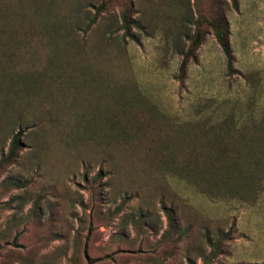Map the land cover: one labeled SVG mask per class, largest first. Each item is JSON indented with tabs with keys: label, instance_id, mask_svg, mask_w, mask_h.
Masks as SVG:
<instances>
[{
	"label": "rangeland",
	"instance_id": "rangeland-1",
	"mask_svg": "<svg viewBox=\"0 0 264 264\" xmlns=\"http://www.w3.org/2000/svg\"><path fill=\"white\" fill-rule=\"evenodd\" d=\"M161 1L3 0L15 14L11 21L19 45L8 42L3 47L0 83L13 71H39L46 65L45 42L52 39L61 45L65 58L69 54L72 61L71 55L78 54L97 70H113L126 53L140 92L174 122L197 118L211 123L232 111L240 127L264 116V0H241L240 10L246 16L242 20L246 22L237 21L239 17L231 22L236 71L226 74L222 63L213 60L212 69L209 63L205 68L191 67L181 87L173 79L178 56H165L161 22L154 23L156 18L149 21L153 31L148 36L144 30L132 28L134 40L123 38L120 28L121 12H128L134 23L145 27L152 15L145 6ZM46 10L49 13H44ZM227 16L230 20L231 10L226 11ZM44 24L54 31L44 33ZM30 56L34 60L31 63ZM49 67L56 71L55 63ZM198 78L211 83L205 92L198 90ZM113 80L109 96L117 101L116 107L94 93L87 104L83 95L82 101H74V89L69 119L68 91L64 94L66 102L61 101L66 103L64 117L58 100L51 111L48 102L39 101L56 98L52 84L42 89L39 99L35 93L0 92V264H264V188L253 204H247L225 195L203 196L177 174L157 168L159 165L132 172L126 165L129 159L106 157L101 149L67 148L66 153L58 139L64 125L63 137L67 140L72 133L75 140L71 138L70 143L74 145L90 117L93 125L112 124V133L118 136L131 134L137 146L126 153L130 157L155 163L156 158L159 164L186 161L188 166L197 164L202 170H194L205 176L206 172L222 173L226 168L225 152L215 149L200 151L192 158L186 152L182 155L183 148L176 139V144L168 147L171 151L165 150L160 123L134 127L132 116L120 103L125 88L116 76ZM204 99L210 104L197 113L194 107ZM43 106L47 110L44 114ZM113 110L117 111L115 117ZM17 133L20 147L8 159L10 140ZM166 208L171 210L176 230H167ZM226 232L229 238L234 235L233 240L216 245L219 234ZM243 242L250 248L261 246L263 259L255 263L247 258L239 260L234 250Z\"/></svg>",
	"mask_w": 264,
	"mask_h": 264
},
{
	"label": "trees",
	"instance_id": "trees-1",
	"mask_svg": "<svg viewBox=\"0 0 264 264\" xmlns=\"http://www.w3.org/2000/svg\"><path fill=\"white\" fill-rule=\"evenodd\" d=\"M223 5L226 9H223ZM146 8L150 9L152 15L150 16L149 14L145 27L134 23L133 18L129 17L128 12H121L120 28L123 31V38L134 40V36L132 35V28L134 27L140 31L144 30V34L148 36L153 31L149 28V21L156 18L153 21L154 23L158 24L161 22L164 25L161 27L162 37L164 39L171 38L174 41V48L181 56L178 65V74L181 77L188 62L194 59L197 47L207 32L210 31L222 53L225 63V73L234 72L232 69L233 56L228 41L225 12L229 9L236 10L237 0H191V2L190 0H162L161 4L147 5L145 6ZM46 12L47 10L44 13ZM13 15L15 14L9 11L3 0H0V53L3 52V47L8 42L13 46L19 45L15 42L17 41L15 40L17 29L13 26V21H11ZM76 18L79 19L78 17ZM42 30L47 34L54 31L52 27L49 28L45 24ZM181 39L186 44L183 41L181 42ZM45 43L48 49L47 57H45L46 65H43L39 71L37 69L33 70V68H31L32 72L24 70L22 72L13 71L6 78V81L0 83V92L6 93L9 91L11 94H16L17 92L25 94L35 93L39 99L42 89L52 84L51 86L55 89L56 98L52 100L44 97L40 98L39 101L43 102V104H45V101L48 102L51 111V107H54L58 100V106L62 109V117H64L66 103L61 101L64 100L66 102L64 94L68 91L70 94V100H67L69 119V107L72 108L71 96L74 89L77 92L74 101H82L83 95L84 104H87L92 98L91 94L94 93L104 97L107 101L109 100L108 104L114 103L116 107L117 101L113 99L112 95L109 96V94L113 93V79L116 76V79L121 83L118 84L125 88L120 98L121 106L125 108V112H128L132 116V125L134 127L139 128L143 126L148 128L160 123L162 125V134L165 136V144L163 146L165 150L171 151L168 147L171 143L176 144V139H178L179 146L183 148L180 152H186L187 155L193 156L192 158L199 156L200 151H212L215 149L219 152H225L226 168L224 167L225 169L222 173L216 171L206 172L205 174L208 176H205L203 173L198 172L199 170H194V168L202 170L197 164L188 166L186 161L171 163L165 160L163 164H159V160L156 158H154L156 160L155 163L144 157H130L126 153L130 147L137 146L131 134L118 136L112 133V124H104V126L93 125L90 117L85 119L82 125L83 130L81 129V132H79L80 135L74 145L70 143L72 133L69 135V138L67 137V140L63 137V129L66 126L64 125L58 139L59 143L65 148L66 153L68 149H101L104 151L103 155L106 157L111 158L116 156L129 159V164L126 163V165L132 172H144L150 169L151 166L159 165L157 168H166L177 174L204 195L210 197L223 195L236 196L241 200L250 202L255 199L257 192L261 188V182L264 180V124L242 130H235L233 125L229 123V120H224L208 128L204 124L172 125L139 92L130 67L127 65L126 53L121 55L119 65L115 66L113 70H97L91 64H85L82 59L80 60L78 54L71 55V58H74L72 61L69 59V54H67L68 58H65L60 52V49H62L61 45L52 39H49ZM63 45L65 44L63 43ZM49 54H54V57L52 59L48 58ZM33 61V58L30 56L28 62L31 63ZM50 63L56 64V71L49 69ZM122 69L124 71H119ZM37 72H39L38 76L36 75ZM44 111L47 110L44 108L43 114ZM116 112L113 110L111 115L115 117L117 115ZM121 119L123 121L122 126L126 128L123 113H121ZM58 122L60 123V120ZM70 125L69 122V129L71 130ZM255 132L258 135H255ZM157 133H160V131ZM19 134H14L10 140L7 151L8 159L14 157L15 151L20 147ZM71 140L74 141L75 139L72 138ZM131 140L133 142H130ZM216 141H221L222 143L218 142L216 144ZM43 143L45 144L44 141ZM96 144L101 145L98 146ZM185 154L182 153V155ZM143 159L146 161L140 163V160ZM176 163H178L177 166ZM119 166L120 164L117 163L116 167ZM163 210L166 215L167 230H176L177 225L171 210L168 208ZM202 235L206 238V244L209 247L212 246L207 231H204ZM229 235V232L219 234V239L215 244L219 246L223 240L230 241L231 237L229 238ZM218 252L217 254L221 253Z\"/></svg>",
	"mask_w": 264,
	"mask_h": 264
},
{
	"label": "crops",
	"instance_id": "crops-1",
	"mask_svg": "<svg viewBox=\"0 0 264 264\" xmlns=\"http://www.w3.org/2000/svg\"><path fill=\"white\" fill-rule=\"evenodd\" d=\"M191 2V0H190ZM241 9V0H237V9L236 10H233V9H229L231 10V12L233 13V16L230 17V20H229V16L226 17V12H225V21H226V24H227V29H228V41H229V45H230V49H231V52H232V56H233V63H232V69L234 71H236L235 69V63H236V59H235V56H234V49H233V37H232V20L235 18V17H239L240 19L236 18L237 21H240L241 23H245L246 21L242 20V18H245L246 19V16L245 15H242V11L240 10ZM227 10V12L229 11ZM238 16H236L237 14ZM236 14V15H235ZM235 15V16H234ZM193 16H195L193 14ZM192 28V27H190ZM246 38V36H243L242 37V40L244 41V39ZM163 43H165L164 47H165V56H168L170 54H175L178 56V63H177V66H176V69L174 67L173 71H174V80L179 84V86L181 87L186 79V77L188 76L189 74V71L191 69V67L195 66L197 68H205L207 63H209V68L212 69V61L215 60L217 62H221L222 65H223V69L225 71V63H224V59H223V56H222V53L218 47V45L216 44L212 34L210 31L207 32V34L205 35V37L203 38L202 42L200 43V45L197 47L195 53H194V59L189 61L188 64L186 65L184 71H183V74L182 76L180 77L179 74H178V65H179V62H180V59H181V56L180 54H178V51L174 48V41L171 39V38H166L164 39L163 38ZM183 40L181 39V42ZM184 44L185 41H183ZM203 55V56H202ZM202 57H203V60H202ZM166 59V57H165ZM165 62V60H164ZM130 67V66H129ZM170 68V67H169ZM196 68V69H197ZM198 71V70H197ZM173 73V72H172ZM198 73L200 74V72L198 71ZM234 73V72H233ZM133 76V74H132ZM134 78V76H133ZM135 80V78H134ZM197 80H199V84L201 85V87L198 89L199 91L201 92H205L207 89L206 87H208V84L209 83H206L205 84V79L203 78V80L201 78H198ZM211 82V81H210ZM136 83V81H135ZM205 84V85H204ZM137 85V84H136ZM203 85V86H202ZM211 85V83L209 84V86ZM138 88V87H137ZM139 90V89H138ZM140 92V90H139ZM141 93V92H140ZM142 94V93H141ZM143 95V94H142ZM144 96V95H143ZM145 97V96H144ZM146 98V97H145ZM147 99V98H146ZM148 100V99H147ZM210 103L204 99L203 103L201 104H196V106L194 108H196L197 110V113L198 111H202V109H205L206 106H208ZM154 105V104H153ZM154 107L156 108V110L158 112H160L168 121L170 124L172 125H183V124H204V126L206 128L210 127V126H213L215 124H218L219 122H222L224 120H229V123L233 125L234 129L235 130H242L244 128H249V127H252V126H260L262 124H264V116H262L261 118L257 119L256 121H252L251 123L247 124V125H242V126H238L237 125V121L234 117V113L232 111H228V113L220 120L218 121H215V122H206L205 120L203 119H192V120H189V119H186V120H183L181 122H174L169 116H167L164 112L160 111L155 105ZM258 131V130H257ZM255 135H258L257 132L254 133ZM263 182L264 180L261 182V188L260 190L257 192L256 196H255V199L253 201H245V200H241L239 199L238 197L236 196H228V195H225L231 199H236L237 201L239 202H243V203H247V204H253L258 196L260 195V193L263 191ZM201 195L203 196H207V195H204L201 193ZM235 229L237 228V226L235 225L234 226ZM234 234V233H233ZM233 236L234 235H231V241L233 240ZM264 237V235H263ZM230 241V242H231ZM240 241H243V239H240ZM262 241V239H261ZM230 244V243H229ZM230 252V251H229ZM256 253V255H255ZM234 254L239 257L238 259L239 260H242V258H247L248 261H251V263H255V261H258V259H260V255H261V246L258 245V248L255 249V246L254 248H250L245 242L243 243H239V246L237 248H235L234 250ZM263 259V258H261ZM260 259V260H261ZM258 263V262H257Z\"/></svg>",
	"mask_w": 264,
	"mask_h": 264
}]
</instances>
